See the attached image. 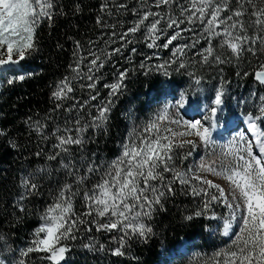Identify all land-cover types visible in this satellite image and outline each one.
Returning <instances> with one entry per match:
<instances>
[{"label":"trees","instance_id":"16d2710c","mask_svg":"<svg viewBox=\"0 0 264 264\" xmlns=\"http://www.w3.org/2000/svg\"><path fill=\"white\" fill-rule=\"evenodd\" d=\"M122 4L126 7L121 8ZM153 4L154 0H53L52 19H41L35 28V49L29 51L17 67L6 69L2 74L0 259L5 264H51L42 258L44 253L34 252L27 257L22 253L32 246L34 233L43 223L42 216L66 184L72 186L74 193L71 197L73 211L88 223L79 226L75 240L64 241L70 251L62 264H214L216 253L233 247L235 233L229 238L222 236L221 216L226 210L221 203H211L204 214L196 216L209 197L203 193L196 195L192 189L205 187L193 178L188 184L173 182V172H165L162 183L153 182L164 191V196L153 206L150 216H142L140 220L152 232L145 239L129 231V235L124 236L121 256L112 253L120 247L123 232L96 231L92 223L94 216H84L87 211L84 193H90L101 181L109 165L122 156L126 143H138V136L151 135L144 131L145 127L167 95L175 100L184 97L187 105L198 109L199 95L207 99V107H210L214 97L223 91V96H228L230 115L225 117L222 126L229 124L231 116L237 118L236 112L231 111L232 105L244 119L261 114L254 111L253 101L247 97L252 90H264V86L255 81V72L264 64V46L257 42L255 55L244 51L237 59L227 46L220 47L222 37H216L211 40L214 56L219 55L225 62L210 58L204 63L197 54L209 46L204 25L189 24L180 16L177 4L159 8ZM178 4L187 7L189 0H178ZM147 10L160 12L164 18L158 26L164 28V34L155 41L157 46L148 47L152 40L147 38L143 27L121 40V35ZM168 14L184 19L180 30L191 31H182L171 45L161 47L159 45L178 30L175 26H165ZM244 19L248 21L249 17ZM255 31L249 27L247 34L252 36ZM184 45L188 47L183 48V54L174 56L176 48ZM116 48L120 51L113 52ZM93 52L100 55L103 67L91 65L95 58ZM172 60L176 62L169 65ZM181 62L185 63V68H178ZM161 64H165L167 75L165 69H158ZM77 67L79 74L74 71ZM125 71L127 76L120 92L109 96L111 90L106 85L117 83L119 74ZM88 75H92L93 80H88ZM19 76L25 78L19 80ZM65 79L73 91L64 99H57L54 93ZM91 83H95V88L88 87ZM92 96L96 99H91ZM240 96L246 99L239 101ZM151 97L154 99L149 100ZM109 99L112 105L107 122L94 127L93 118ZM175 117L171 109L167 119L160 123L162 132L175 126L172 123ZM81 127L84 130L78 133L76 129ZM68 134L79 136L82 142L64 145L68 149L64 151L57 145L59 137ZM182 141L175 139L170 164L175 170L187 172L194 151L203 143L198 140L195 147L186 143L179 146ZM51 156L55 159H49ZM90 164L94 168L98 165V170L88 172ZM25 178L36 185L34 190L29 192L23 186ZM168 183H171V193L162 186ZM212 215H215L214 220ZM189 216L191 220L186 219ZM88 227L92 231H86ZM182 238L189 242L186 252L167 263L165 256L169 249L179 246ZM86 244L92 248L84 247Z\"/></svg>","mask_w":264,"mask_h":264},{"label":"snow or ice","instance_id":"6c2138e0","mask_svg":"<svg viewBox=\"0 0 264 264\" xmlns=\"http://www.w3.org/2000/svg\"><path fill=\"white\" fill-rule=\"evenodd\" d=\"M173 4H177L180 8V16L185 17L189 24L199 22L204 25L203 32L207 34L205 38L208 39L209 46L197 53L201 55L204 63H207L210 58L218 63L225 62L219 55L214 56L215 50L211 45V40L216 37H222L220 47L227 46L237 59L244 51L252 52L255 55L256 48L254 46L257 42L264 46V35H262L264 33V0H259V3L257 0H235L234 4L232 0H189L187 7L178 4V0H154L153 6L157 8L171 7ZM120 7L124 8L126 5L122 4ZM52 9L53 0H0V68L19 65L26 59V54L35 49V28L41 19H52ZM245 16L249 17L248 21H245ZM253 17L254 19H252ZM150 18H152L151 22L146 23ZM163 19L160 12L144 11L138 21L127 32H124L120 39H126L130 34L137 33L143 27L147 38L152 40L148 47H155L157 46L155 41L164 34V28L158 27ZM97 23H100L99 19ZM182 23H184V19L174 18L168 14L165 26L167 28L175 26L178 30L163 45L159 46L168 47L173 41L180 38L182 31H191V29L180 30ZM249 27L256 30L252 36L247 34ZM112 35H115V32ZM245 45L248 47L245 48ZM77 47H79V42H77ZM184 47H188V45L177 47L173 55L183 54ZM112 51L119 52L120 48ZM111 54L107 53L106 55L110 56ZM92 55L95 58L91 60V65L103 67L100 55L95 52ZM175 62L172 60L168 64ZM141 66L143 67V65ZM157 67L165 69L167 75L165 64ZM185 67L184 62L178 65V68ZM74 71L79 74V67ZM126 76V71L121 72L117 83L106 85L111 90L109 96L117 95L120 92ZM24 78V76L18 77L19 80ZM87 79L93 80V76L88 75ZM255 79L264 84V64L260 65L255 72ZM11 82L9 81V83ZM197 83H199L198 79ZM88 87L95 88V83L89 84ZM72 91L73 88L69 86V81L65 79L54 96L57 99H64ZM222 97L223 91H220L215 97L216 107L211 109L213 120L216 118L218 110L222 111ZM91 99L95 100L96 96H92ZM183 103L184 101L181 102V107H183ZM111 105L112 101L109 99L107 104L98 109V115L93 118L94 127H100L107 122ZM260 112L264 114V107H261ZM261 118L258 116L255 119L260 120ZM157 119L158 121L167 119L166 113ZM248 120L249 128L256 137L259 154H254L252 142L249 141L247 147L243 149L245 155L239 154L232 146L226 149L223 154L233 157L227 167L222 166L218 170L214 166L215 161L202 162L199 165L200 170L223 176L232 185L231 200H229V194H226L224 188L219 184L202 179L199 175L192 177L207 186V188L198 190L193 188V193L196 195L203 193L204 196L209 197L204 202V209L196 212V216L204 214L213 201L223 203L228 207L233 218L237 212L241 213V227L235 236L233 247L216 253L214 264H264V131L260 130L252 116H249ZM97 121L99 123H96ZM78 123L79 121H77ZM172 123L179 124L180 122L172 121ZM184 127L192 131L175 132L171 128H165L162 132L158 122L148 124L144 131L151 135L148 137L138 136V143L135 141L130 144L126 143L123 146L122 156L109 165L101 177V181L94 186L90 193H84L87 207L84 216H94L92 223L95 224L96 231L117 230L124 234L120 239V247L113 250V255L124 254L121 249L125 243L124 236H128L129 231L131 234H138L145 239L152 232V229L140 220L142 216H150L153 206L159 204L160 198L164 196V191H161L153 183L154 181L162 183L165 179L164 173L173 172V182L190 183L186 178V173L173 169L170 164L173 160L171 153L173 147L176 146L174 141L177 137L194 135L207 145L211 142V132L209 127H205L199 120L185 123ZM83 130V127L76 129L78 133ZM243 139L241 137V140ZM81 142L79 136L68 134L59 137L57 147L67 151L68 149L64 148V145L80 144ZM185 143L195 147V142L191 140L182 141L179 146H183ZM49 159H55V156H51ZM65 167L68 166L65 165ZM98 168V165L94 168L90 164L87 170L95 172ZM80 179L83 180V177ZM22 183L29 192L36 188V185L31 183L28 178H25ZM162 186L169 193L172 192L171 183ZM208 189H215L218 195L209 196ZM72 195H74L72 186L66 184L59 192L56 201L46 209L42 216L43 223L34 233L32 246L22 253L23 256L27 257L31 253L38 252L46 254L42 258L51 261V264H62L66 260V253L70 251V248L64 241L75 240L77 238L75 233L79 231V226L88 223L83 216H77L73 211ZM186 219L191 220L192 217L189 216ZM231 226V222L225 224L224 235L229 234ZM86 231L90 232L92 228L88 227ZM84 247L91 249L92 245L86 244ZM102 249L103 245H101ZM0 264H5V261L0 259Z\"/></svg>","mask_w":264,"mask_h":264},{"label":"rangeland","instance_id":"374dc122","mask_svg":"<svg viewBox=\"0 0 264 264\" xmlns=\"http://www.w3.org/2000/svg\"><path fill=\"white\" fill-rule=\"evenodd\" d=\"M15 66H4L0 68V78L2 77V74L6 69L17 67ZM172 95H167L166 100L162 104L159 111L156 112V114L153 116V118L150 119V123L152 122H158L159 124L161 121H158V117L162 115H167L172 109L176 114L175 121H179V124H175V126H171L173 131L175 132H181V131H188L191 132V129H187L184 127L185 123H192L197 120H199L205 127H209V130L211 132V142L207 145H205L198 137L194 135H189L185 137H178L180 140L186 141L191 140L194 141L195 144L198 145V140H200L201 143V150L194 151V155L191 158V161L188 164V170L186 173V178L191 179L194 175L201 176L202 179L211 180L215 184H219L222 188H224L225 193L229 194V200H231L230 193L232 192V185L223 178V176H217L213 175L212 173L205 172L200 170L199 165L202 162L211 163L212 161H215V167L219 170L222 166L227 167L230 162H232L233 157L231 155L225 156L223 153L226 151V149L229 146H232L236 149V151L241 154L245 155L243 149L247 147V143L249 141L252 142V149L254 154H259V149L256 145V137L253 134L252 130L249 128V120L248 117L252 116L255 123L258 125L261 131H264V114H262V118L260 120H256L255 118L260 116L257 115L256 117L253 115H248L246 119H242L240 112H237V107L235 105L231 106V111L236 112L237 118L230 117V124L229 126H222L221 123L225 119L227 115H230V111L227 108L228 107V96L222 97V111L218 110L216 118L213 120L211 118V109L216 107L215 104V97L213 99V102L211 103L210 107H207V99L203 95H199L198 99L196 101L198 105V109H194L195 113L194 115H188L187 109L194 108L191 105H187L186 102L183 100L184 97L179 98L178 100L172 99ZM252 102V108L254 111H259L261 107H264V90L258 89V90H252V94L247 97ZM154 98L151 97L149 100H153ZM246 98L240 96L239 101H244ZM184 101L183 107H181V102ZM132 112V111H131ZM152 115V113H150ZM263 121L262 123H260ZM176 125L179 127H176ZM214 125V127H213ZM168 134V133H164ZM241 137L244 139L241 140ZM201 152H204L202 154ZM205 156V157H204ZM190 157V156H189ZM182 172V171H180ZM201 186H204L207 188L206 185L200 183L197 181ZM194 188V187H193ZM209 196L212 194H217L215 189H208ZM218 195V194H217ZM213 204L215 201L212 202ZM221 207L226 210V213H222L221 216V224L223 225L222 234H224V226L227 222H231V228L233 232L235 233V236L238 234L239 229L241 227V213L237 212L235 214V217L233 218L232 213L230 212L229 208L226 207L223 203H221ZM223 211V210H221ZM214 217V218H213ZM212 219H215V215H212ZM228 236V235H227ZM235 239V237H234Z\"/></svg>","mask_w":264,"mask_h":264},{"label":"water","instance_id":"95a60500","mask_svg":"<svg viewBox=\"0 0 264 264\" xmlns=\"http://www.w3.org/2000/svg\"><path fill=\"white\" fill-rule=\"evenodd\" d=\"M255 81H256V83H258V84L264 86V84H261V83H260L259 81H257L256 79H255Z\"/></svg>","mask_w":264,"mask_h":264},{"label":"bare ground","instance_id":"6f19581e","mask_svg":"<svg viewBox=\"0 0 264 264\" xmlns=\"http://www.w3.org/2000/svg\"><path fill=\"white\" fill-rule=\"evenodd\" d=\"M184 240V239H183ZM187 242V241H186Z\"/></svg>","mask_w":264,"mask_h":264}]
</instances>
